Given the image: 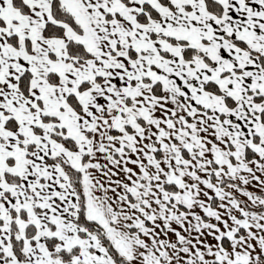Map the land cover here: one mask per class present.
Wrapping results in <instances>:
<instances>
[{"label": "snow or ice", "instance_id": "6c2138e0", "mask_svg": "<svg viewBox=\"0 0 264 264\" xmlns=\"http://www.w3.org/2000/svg\"><path fill=\"white\" fill-rule=\"evenodd\" d=\"M0 264H264V0H0Z\"/></svg>", "mask_w": 264, "mask_h": 264}]
</instances>
